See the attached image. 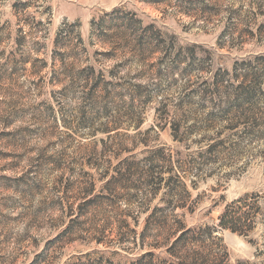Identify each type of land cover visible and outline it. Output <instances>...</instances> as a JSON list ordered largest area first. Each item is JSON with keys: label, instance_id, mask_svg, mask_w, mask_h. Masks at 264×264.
I'll use <instances>...</instances> for the list:
<instances>
[{"label": "rangeland", "instance_id": "1", "mask_svg": "<svg viewBox=\"0 0 264 264\" xmlns=\"http://www.w3.org/2000/svg\"><path fill=\"white\" fill-rule=\"evenodd\" d=\"M25 1L0 0V264H131L144 250L88 236L119 219L111 207L72 224L68 199L76 210L87 181L159 148L199 167L188 226L260 195L248 236L217 234L231 264H264V40L233 26L244 1H209L198 19L181 12L195 0Z\"/></svg>", "mask_w": 264, "mask_h": 264}, {"label": "trees", "instance_id": "2", "mask_svg": "<svg viewBox=\"0 0 264 264\" xmlns=\"http://www.w3.org/2000/svg\"><path fill=\"white\" fill-rule=\"evenodd\" d=\"M147 1L155 6L164 4L167 8L174 7L170 4L172 0ZM209 1L218 5L221 0L190 1L189 7L180 11L198 19L204 16L201 12L205 14L209 8ZM243 1L247 9L243 6L231 13L233 26L244 24L242 35H257L259 40H264V23L257 24L259 16H264V0ZM32 2H23L24 11L33 6ZM243 9H246V13ZM152 153L154 155L141 162L126 158L120 161L110 178L111 166L100 179H91L86 185L79 187L84 196L76 210L74 202L70 201L72 199H68L71 214H76L72 224L83 215H92L93 211H106V206H109L119 219L112 222L105 218L102 225L87 231L88 236L99 243L119 244L129 250H144L131 264H231L229 252L217 234V227L248 236L255 229L261 211L260 195L253 194L227 204L219 217L218 226H188L184 213L180 214L178 211L194 210L187 179L190 174L195 176V180L198 179L199 167L192 173L187 169L185 161L175 160V156L170 152L166 153L165 149L159 148ZM98 181L106 183L96 192ZM159 195L165 206L152 208L153 201ZM121 199L126 204L124 214L118 212V201ZM143 214L146 217L140 223ZM132 221L135 226H142V229L132 227ZM234 264L249 263L238 261Z\"/></svg>", "mask_w": 264, "mask_h": 264}]
</instances>
